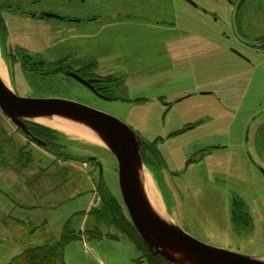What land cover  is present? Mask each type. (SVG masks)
Wrapping results in <instances>:
<instances>
[{
    "label": "rangeland",
    "instance_id": "obj_1",
    "mask_svg": "<svg viewBox=\"0 0 264 264\" xmlns=\"http://www.w3.org/2000/svg\"><path fill=\"white\" fill-rule=\"evenodd\" d=\"M100 1L102 5L94 8V15L112 3ZM140 1L125 0L134 3L133 13L135 2ZM198 1L200 4L195 6L186 0H161L173 3L171 14L165 15L170 23L160 14L156 17L162 21L160 27L152 31L148 27L140 30L137 21H114L111 28L100 24L91 29L89 22L79 20L74 30L65 27L66 33L47 32L52 48L44 50V54L49 53L44 58H55L56 50L63 48L59 42H66L67 36L76 45L78 57L79 53L86 56L91 46L90 56L104 57L113 44L104 57L106 62H113L121 51L125 80L136 78L137 83L131 87L144 89L128 94L123 92L124 84L111 82L115 87L110 95L120 97L105 100L73 78L67 77L66 82L56 75L44 78L16 74L10 66L6 68L8 82L20 96L65 98L90 106L98 103L101 111L126 122L142 141L154 147V140L163 136L159 165H153L154 151L143 149L150 154L148 165L153 168L164 205L178 225L204 243L264 256V49L236 36L232 27L234 4L230 0ZM261 1L245 0L237 17L240 32L252 41L264 36ZM0 2L6 5V0ZM78 2L83 7L89 5L88 0ZM255 3L259 14L250 11ZM5 18L10 25V14L6 13ZM126 28L133 32L127 39L121 33ZM109 32L121 34L106 44L108 38L98 34ZM142 32H153L155 44L142 37ZM259 48L261 56L255 52ZM111 75L107 78L114 81ZM114 75L118 76V71ZM190 91L195 93L190 102L197 107L168 102L187 97ZM201 92H214L215 96L205 101L204 97L210 96L203 97ZM180 93L183 95L177 97ZM221 96L225 113L218 115L213 109ZM144 100L147 102L143 106ZM191 122L197 124L189 125ZM55 136L61 144H67L62 149L67 154L54 155L53 150L50 153L30 140L0 110V264L31 246L57 243L66 225L74 232L85 227L93 229L98 219L88 212L95 187L100 193L99 184L122 201L118 163L108 148L63 131ZM21 148L27 153L22 154ZM89 155L100 159L102 169L93 162L88 167L83 165L81 158ZM98 230L104 234L102 239L86 232L84 239L70 242L64 252L65 264H136L142 250L126 234L103 222ZM111 233L120 239L111 241L105 235Z\"/></svg>",
    "mask_w": 264,
    "mask_h": 264
},
{
    "label": "water",
    "instance_id": "obj_2",
    "mask_svg": "<svg viewBox=\"0 0 264 264\" xmlns=\"http://www.w3.org/2000/svg\"><path fill=\"white\" fill-rule=\"evenodd\" d=\"M243 1L237 0L233 10L234 31L244 42L259 45V42L244 37L237 27V12ZM72 75L94 90L87 80L78 74ZM0 110L23 133L42 145L45 142L33 136L29 128V123H38L37 119L40 118H64L94 131L116 157L122 200L146 246L158 258L170 264H264V256L245 255L204 243L178 225L164 204L167 217L154 207L145 188L146 169L140 150L141 140L119 118L93 106L65 98L20 96L9 82H4L1 75ZM89 159L95 161L96 157Z\"/></svg>",
    "mask_w": 264,
    "mask_h": 264
},
{
    "label": "flooded vegetation",
    "instance_id": "obj_3",
    "mask_svg": "<svg viewBox=\"0 0 264 264\" xmlns=\"http://www.w3.org/2000/svg\"><path fill=\"white\" fill-rule=\"evenodd\" d=\"M88 1L89 5L87 7H83V5L78 2V0H12V2H7L6 0V5H3L0 2V58L2 63L6 66V68L8 66L14 68L16 74L19 73L22 75H30L35 77L39 76L44 78L56 75L62 76L63 79L67 80L66 82L69 80L67 77H74L72 73L78 74L87 80L92 85V87H94V90L90 89V91L95 97L105 100L117 98L118 96L116 97L110 95L111 89L115 87L110 83L114 81H111L110 78H107L108 75H102L100 71L95 68V62H91L90 60L89 63L81 64L79 59H84L80 55L78 57V51L74 48L76 45L73 43V41H71L69 36H67L68 40L66 42H59L61 44L59 46L63 48L60 51L56 50L57 55L55 58H44L49 55L48 52L44 54V50H50L52 48L48 45L49 35L52 32L61 31L66 33V28L71 30H74V27L77 28L76 23L79 20L87 21L94 18H92V15L94 14V8L100 7L102 5V1ZM111 1L114 3L112 6H115L116 10L110 12V14L115 17L119 16L118 19L122 16L123 18L129 17L131 15L136 16L138 18L137 23L140 27V30L142 28L146 29L148 27L150 28V31H152L154 28H156V26L160 27L162 21L156 19V17H158L160 14L163 17V20L170 23V21L165 18V15L171 14L170 11L172 10V2H160L161 0H158V2L147 1L148 4H146L145 1L142 0L140 3H137V14H131L127 10V6H124V4H128V2H125V0ZM186 1L194 4L195 6L200 4L198 0ZM230 2H232L235 7L237 0H230ZM243 2L238 8L237 17ZM260 2L262 1L260 0ZM41 4H44V6ZM121 5L122 8L119 10ZM250 11L253 14H259L260 8L255 3ZM6 13L10 14V25L6 21ZM50 14H54L55 16H50ZM79 15H82L84 19L78 17ZM51 18L55 19L56 21L51 20ZM54 22H57L58 24ZM145 23L147 25H145ZM162 26L165 27L164 24H162ZM36 31L39 32V34L36 33ZM47 32H50L49 35H46ZM142 37L152 40L155 38V34H153V32H150L149 34L142 32ZM257 42H259V45L251 46L261 47L264 49V36L259 37ZM151 44L154 45L155 42L152 40ZM34 49L42 50V52H34ZM255 52L258 56L262 55L260 48L255 50ZM65 63L69 66L66 67ZM48 64H53V66H49ZM153 73L156 75L157 70H155ZM111 79L117 80L116 78ZM93 107L102 109L98 103L93 104ZM181 132L182 131L179 133Z\"/></svg>",
    "mask_w": 264,
    "mask_h": 264
},
{
    "label": "trees",
    "instance_id": "obj_4",
    "mask_svg": "<svg viewBox=\"0 0 264 264\" xmlns=\"http://www.w3.org/2000/svg\"><path fill=\"white\" fill-rule=\"evenodd\" d=\"M30 128L34 135L47 142V148L50 151L53 150V147H56L57 136H55V134L57 131L35 122H31ZM64 147H66V144L62 147L60 146V149L62 150ZM149 148L154 150L153 148L155 147L150 143ZM20 150L22 151V154L27 153L25 152V148H21ZM155 153H157V151H155ZM83 158V161L88 160V156ZM98 188L101 193L102 203L99 208L92 210V213L95 214L98 222H105L108 226H114L119 231L126 234L127 237L134 242L136 247L142 250V253L147 256L151 264H170L156 257L149 251L132 224L131 219L128 217L124 206L110 192V190L104 184H99ZM87 232L93 233L94 231L88 230ZM97 235L101 236L100 233H97ZM108 236L111 238H117L115 237V234H108ZM78 238H81V234L79 232H74L69 228V225H66L57 243L31 246L25 249L21 254L13 257L12 260L6 264H65V248L70 242Z\"/></svg>",
    "mask_w": 264,
    "mask_h": 264
},
{
    "label": "crops",
    "instance_id": "obj_5",
    "mask_svg": "<svg viewBox=\"0 0 264 264\" xmlns=\"http://www.w3.org/2000/svg\"><path fill=\"white\" fill-rule=\"evenodd\" d=\"M136 3V6H134V10H135V13L137 14V2ZM112 4L114 3H110L108 2L106 4V6L103 8V10L99 11L98 13H96V15H92V18L93 19H90V20H87V22L90 23V28L93 29V27L96 25L97 27L101 24H105L102 26V28H104L105 26H108L109 28L110 25L114 22V21H120V20H123V21H129V22H132V21H137V17L136 16H129V17H125L123 18V16L121 18L118 19V17H115L113 15L110 14V12H113L115 11L113 9V6ZM131 4H134V3H131ZM131 4H124V6H127V10L131 13V14H135L133 12H131ZM108 6H111V8H108ZM115 7V6H114ZM122 8V5L120 6L119 10ZM78 17L84 19V17L82 15H79ZM81 21H84L85 20H81ZM95 22V23H94ZM138 25V23H137ZM100 31V30H97L95 32H93L91 38H93V36H95V34ZM124 34L125 38L127 39L129 34L130 33H133V32H129L128 31V28L125 29L124 32H121ZM121 33H116V32H109V34H105V33H99L98 36L100 38H108V42L106 44H110V41H111V37H113L114 35H119ZM94 46H91L88 48L87 50V54L86 56L85 55H81V53H79V55L82 57V58H90L89 60H84V64L86 63H89V61L91 60V62H95V68H97L98 71H100V73L102 75H109V74H112L111 75V78H116L117 80H114L115 83H118L119 85L121 84H124V87H123V92H127L128 94H131L133 92H136L138 91V89H144L145 87H131L132 85L136 84L137 83V79L136 78H133V79H130L129 82L125 80V75L122 73L123 71V67H121V65L124 63V57L122 55V52L120 51V54L117 55V58L114 59L113 62H110V63H107V59H105L104 57L110 52V48H114V45L111 44L108 48H107V54L103 57L102 54H99L98 56H90V51L92 50ZM164 48L166 49H169L170 50V47H168V45H163ZM115 71H118V76L114 75V72ZM225 79V78H224ZM224 79H221V80H224ZM220 80V81H221ZM117 86V85H116ZM118 87V86H117ZM191 93H189V96L187 97H183L182 99L174 102V101H168L169 103H171L172 105H187V104H192L193 106L197 107V104L195 102H190V100L193 98V96L195 95V93L193 91H190ZM203 97L204 96H210V97H204L205 98V101L209 98H213L215 96V93L214 92H210V93H200ZM181 95H183L182 93H180V95H178L177 97H180ZM120 97V96H119ZM138 99H141L140 96H137ZM218 98V102H217V105L216 107L213 109L215 110L218 115L221 114V113H225V111L223 110L224 109V104H223V101H224V97L221 96V97H217ZM147 102V100H144L141 102V104L143 105V103ZM144 106V105H143ZM171 106V105H170ZM169 112V108L164 112V116H166V114H168ZM198 122V121H197ZM197 122H191L189 125H196ZM188 126H186L185 128H187ZM185 128H183L182 130H184ZM178 132L180 130H177ZM176 131V132H177ZM174 132L173 135H177L178 133ZM165 143V139L163 136H159L157 137L155 140H154V145H156L158 147V153H159V156H160V160L159 161H156L155 164H158L161 162V157L163 158V153L161 152V149H160V145L164 144ZM160 144V145H159ZM154 182L156 184V181H155V178H154ZM98 222L96 221L95 223V227L93 229H91L90 231H94L93 233H95V230L98 229ZM80 230H83V229H80ZM119 231V230H118ZM122 232V231H120ZM90 233V232H89ZM123 233V232H122ZM115 234V237L118 236L117 238H111L109 237V239L112 241V240H119L120 239V236L116 233H111V235H114ZM94 238H100L102 239L101 237L102 236H98V235H94L93 236ZM84 239V237H82ZM85 241V240H84Z\"/></svg>",
    "mask_w": 264,
    "mask_h": 264
},
{
    "label": "bare ground",
    "instance_id": "obj_6",
    "mask_svg": "<svg viewBox=\"0 0 264 264\" xmlns=\"http://www.w3.org/2000/svg\"><path fill=\"white\" fill-rule=\"evenodd\" d=\"M0 75L4 82L8 83V77H7V71L5 66L2 65L0 61ZM38 122L44 123L46 125H49L53 128H56L60 131L65 132L66 134L81 139L84 141H88L90 143L103 146L105 147L104 141L101 140L94 131L90 130L86 126L67 120L64 118L54 117V118H40L37 119ZM145 188L147 191V194L154 205V207L164 216H168L164 209V205L162 203V199L160 194L158 193L154 180L152 176L149 174V172H146V178H145Z\"/></svg>",
    "mask_w": 264,
    "mask_h": 264
},
{
    "label": "built area",
    "instance_id": "obj_7",
    "mask_svg": "<svg viewBox=\"0 0 264 264\" xmlns=\"http://www.w3.org/2000/svg\"><path fill=\"white\" fill-rule=\"evenodd\" d=\"M137 264H148V262L146 261V259L145 258H140V260L138 261V263Z\"/></svg>",
    "mask_w": 264,
    "mask_h": 264
}]
</instances>
